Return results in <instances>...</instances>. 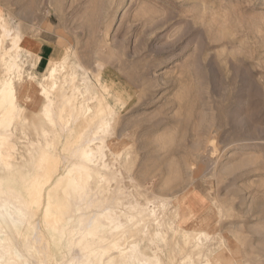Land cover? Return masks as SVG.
<instances>
[{
  "label": "rangeland",
  "instance_id": "rangeland-1",
  "mask_svg": "<svg viewBox=\"0 0 264 264\" xmlns=\"http://www.w3.org/2000/svg\"><path fill=\"white\" fill-rule=\"evenodd\" d=\"M40 43L57 46L60 56L39 63ZM6 50L19 55L23 75L11 128L15 149L9 148L10 169L25 177L17 179L51 173L45 192L65 205L69 198L56 179L88 163L93 179L60 209L79 229L106 221L107 208L126 223L123 213L134 203L157 209L162 235L142 239L137 230L134 237L161 264H187L190 256L194 264H264V0H0V78ZM64 58L51 124L37 83ZM74 87L78 104L91 112L68 123L62 94ZM102 101L104 113L93 117ZM47 143L49 160L40 163L37 145ZM7 166L0 162L1 171ZM46 202L47 195L31 218L36 227L27 244L42 230L55 255H44L43 264H78L84 252H68L65 237L56 243L45 226ZM203 221L209 226L199 244H185ZM123 229L111 236L127 247L133 233L130 224L129 233Z\"/></svg>",
  "mask_w": 264,
  "mask_h": 264
},
{
  "label": "bare ground",
  "instance_id": "bare-ground-1",
  "mask_svg": "<svg viewBox=\"0 0 264 264\" xmlns=\"http://www.w3.org/2000/svg\"><path fill=\"white\" fill-rule=\"evenodd\" d=\"M19 44L20 43H16V46H19ZM6 51L9 53L10 58L5 62L6 76L4 78H0V162H2V165L3 163L8 165L5 170L3 171L0 170V264H32L34 260H36V262H40L39 264H43L41 259L43 258L44 255L48 254L55 257L54 253H52L47 249V247L50 246V242L44 240L45 236L43 235L42 230L39 229H38L39 231L37 230L39 234L36 238L37 240H35L36 243L30 245L27 244V238L32 236V231H33L32 229L35 226L31 218L36 217L35 216V214L37 213L36 210H38L41 207V204L43 203V197L45 195H47V202L46 204H44L42 210L45 226L49 230L55 233L56 236L54 235L53 240L56 241V243L65 237V247L68 248V252L69 251L71 252L73 248H79L80 251L84 252L83 259L84 258L85 259L84 260L81 259L83 261L79 260L77 262L78 264H161L160 262L162 261L159 260L158 257L159 255H156L157 254L156 252H153V255L145 254L140 246V241L138 239L135 240L136 237L135 232H137V230L143 233L142 239H144L145 237L144 234L147 235V233H150L152 236H156V237H160L162 235V231L160 229V227L162 226V222L158 218H156V213H155L157 209L152 210L154 208H151L150 210V208H147L146 206L142 208H138L137 205H133L134 204L133 203L130 208V213L128 212L125 214L123 213V215L127 216L126 219L127 222L123 223L120 220L116 219L115 213L110 208H107L106 211L101 212L102 216L106 217V221H102L100 218H95L94 220H92V222H90V224H88V226L83 227V229L80 227V229H82L80 230L78 227L79 226L78 220H76L71 216L68 215L66 216L65 213H61L60 209L64 205L62 204L63 202L56 201L57 199L53 201L54 195L52 194V192L51 191L47 193L45 192L46 183H48L51 177H53L51 173L44 174V173H38L36 171L34 172L35 174L31 175L30 177L28 176L26 180L24 179L19 180L20 178L23 177V176L21 177L20 174H19L20 177L17 176V173H19L20 171L18 169L17 170L19 172H17V170L12 171V169H10L11 167L10 158L13 154V151L9 148L15 149V144L12 143V138H11L12 137L11 128L14 120L17 118V112H18L17 83L19 84V82L23 80V75L20 73L21 68L19 63L20 60L19 55H11L10 54L11 50H6ZM65 60L66 58H64V61L60 65L58 61L52 62L51 66L44 74L43 79L39 83H37L39 92L43 94L46 98V106L42 109L44 113V118L47 121H49V123L51 124L54 123V120L52 119V113H51L53 110L50 108V106L54 105L53 93L58 87L59 74L67 67L66 66L67 61L65 62ZM69 81H71V79ZM65 83L67 84V82ZM72 90L73 93H69L70 95H68L66 91L63 92L62 94L63 104L60 110L61 118L66 119L67 116H70L68 118V123H70L71 119L74 116L77 117L80 114L86 116L91 112L90 106L84 108L82 103L78 104L76 100L77 95L75 96V92H78L79 89L77 87H74L72 88ZM108 91L109 90H107V92ZM90 96L89 95L87 97L85 96L86 101ZM104 104L105 103L102 101L101 103L102 106L99 108L98 111L94 113L93 117L95 116L98 117L104 113L105 110L104 107L106 106ZM107 105L109 106V104ZM88 118H92V117H87V119ZM47 121L45 123H47ZM89 121H91V119H88V122ZM43 125L45 124L43 123ZM106 125L108 126L109 122H106ZM85 126L84 129L86 128ZM87 126L89 129L90 125L87 124ZM84 129L82 128L81 130H83L84 132ZM47 132L48 131H46L45 129L43 132L44 135H46ZM77 132L78 131H76V135L80 133L79 132L77 134ZM73 136L75 137V134ZM39 145L37 146L38 148H40L41 154L38 153L40 156H38L37 161L43 163L46 160H49L48 158L50 157L51 145L49 143L39 144ZM82 147L87 148L89 147V145L87 146V144H85ZM39 162H38V166H39ZM23 166H25V164ZM93 170H94L93 167L89 168L88 163H86L84 167L78 169V171L68 170L66 173H64L58 179H56L57 182L55 183L59 186L63 184V190L66 193V197L68 196L69 199L71 198L73 199V197L81 195L85 189V186L91 182L94 176ZM44 171H40V172H44ZM26 173H28V171ZM29 173H31V169ZM97 175L98 177L103 178V173L101 171H98ZM25 176H27V174ZM17 177L19 179H17ZM59 192L62 193L61 190H59ZM69 199L67 200L68 206H69V201L74 200V199L73 200H69ZM67 203L65 205H67ZM118 217L120 219V216ZM129 224H130V230L132 231L131 233H133L131 235L132 236V241L130 242L131 244L130 245L128 244L129 246L127 247L125 246L121 247L119 245L120 243L118 239L115 237L112 238L111 234L118 230H119L118 232H120V229L122 230L123 228H124L123 230L126 229L125 233H129L128 230ZM208 224L209 221H203L199 223V225H197L198 228L193 229L194 231L199 229L198 233L189 234V236L187 234L188 240L187 239L186 240L188 242H185V244L189 242L191 243L194 242L198 245L200 240L199 237L207 233L205 229L207 228V226H209ZM155 225L157 226V228H154ZM124 226L127 228H125ZM180 229L183 231L187 230L185 227H180ZM34 235L36 236L37 234ZM96 243L97 245L100 244L98 245L99 247L93 246ZM28 246H30L31 248L29 247L30 249H28ZM25 248L27 249L26 251H28L27 253L24 251ZM34 248L35 249L41 248V251L33 256L29 254V250ZM114 249L118 250L119 255L118 253L117 256L113 254L112 251ZM65 256L66 253L63 254V257ZM118 256L122 258L124 257L125 259L123 258L122 262H117L116 258L117 259L120 258ZM150 258H154L153 260L156 261L153 262V260L151 259L150 262L149 260ZM188 258L190 260L188 261L187 264H194L193 261L191 260V256ZM199 258L200 257H198L197 259ZM67 264H74V261L70 259Z\"/></svg>",
  "mask_w": 264,
  "mask_h": 264
},
{
  "label": "crops",
  "instance_id": "crops-1",
  "mask_svg": "<svg viewBox=\"0 0 264 264\" xmlns=\"http://www.w3.org/2000/svg\"><path fill=\"white\" fill-rule=\"evenodd\" d=\"M38 62L45 64L46 62L55 61L60 56V50L57 46L51 44L40 43L37 48Z\"/></svg>",
  "mask_w": 264,
  "mask_h": 264
}]
</instances>
